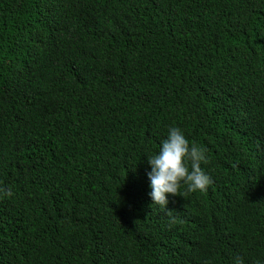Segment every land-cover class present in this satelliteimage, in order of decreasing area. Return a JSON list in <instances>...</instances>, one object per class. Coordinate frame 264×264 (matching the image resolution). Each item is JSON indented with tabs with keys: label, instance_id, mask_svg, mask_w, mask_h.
<instances>
[{
	"label": "trees",
	"instance_id": "obj_1",
	"mask_svg": "<svg viewBox=\"0 0 264 264\" xmlns=\"http://www.w3.org/2000/svg\"><path fill=\"white\" fill-rule=\"evenodd\" d=\"M0 187V264H264V0H0Z\"/></svg>",
	"mask_w": 264,
	"mask_h": 264
},
{
	"label": "clouds",
	"instance_id": "obj_2",
	"mask_svg": "<svg viewBox=\"0 0 264 264\" xmlns=\"http://www.w3.org/2000/svg\"><path fill=\"white\" fill-rule=\"evenodd\" d=\"M206 151L194 142L190 144L180 128H170L159 154L148 158L151 171L147 173V177L150 181V197L153 204L165 210L169 195L173 197L181 195L179 190L182 182L187 186L184 195L207 191L213 181L201 168V163H208ZM189 162L191 170H189ZM11 195L10 191L0 187V196ZM171 212L166 213L171 214ZM235 264H243V259L237 257ZM256 264L260 262L257 261Z\"/></svg>",
	"mask_w": 264,
	"mask_h": 264
}]
</instances>
